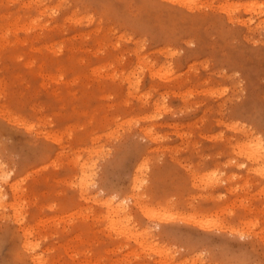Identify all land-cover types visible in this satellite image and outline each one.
<instances>
[{
  "label": "rangeland",
  "instance_id": "rangeland-1",
  "mask_svg": "<svg viewBox=\"0 0 264 264\" xmlns=\"http://www.w3.org/2000/svg\"><path fill=\"white\" fill-rule=\"evenodd\" d=\"M262 172L264 0H0V264H264Z\"/></svg>",
  "mask_w": 264,
  "mask_h": 264
},
{
  "label": "bare ground",
  "instance_id": "bare-ground-1",
  "mask_svg": "<svg viewBox=\"0 0 264 264\" xmlns=\"http://www.w3.org/2000/svg\"><path fill=\"white\" fill-rule=\"evenodd\" d=\"M263 173V172H262ZM264 174V173H263ZM91 183V182H90ZM110 206L112 205V201H108L107 202ZM121 203H123V202H121ZM116 208H119V207H116ZM124 209H125V207H124V204H121L120 205V210L121 211H124ZM33 259H35L37 262H40L41 261V258L40 257H38V256H36V257H33ZM36 263V262H35Z\"/></svg>",
  "mask_w": 264,
  "mask_h": 264
}]
</instances>
